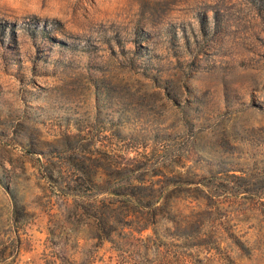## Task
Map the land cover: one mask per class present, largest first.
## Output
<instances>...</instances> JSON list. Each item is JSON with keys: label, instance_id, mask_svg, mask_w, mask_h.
Instances as JSON below:
<instances>
[{"label": "rangeland", "instance_id": "rangeland-1", "mask_svg": "<svg viewBox=\"0 0 264 264\" xmlns=\"http://www.w3.org/2000/svg\"><path fill=\"white\" fill-rule=\"evenodd\" d=\"M0 264H264V0H0Z\"/></svg>", "mask_w": 264, "mask_h": 264}]
</instances>
